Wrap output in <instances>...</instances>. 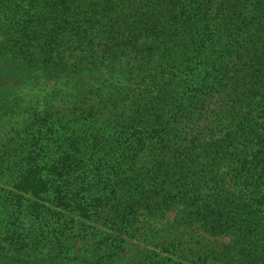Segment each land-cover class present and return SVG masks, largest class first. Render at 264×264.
Segmentation results:
<instances>
[{"label": "trees", "instance_id": "1", "mask_svg": "<svg viewBox=\"0 0 264 264\" xmlns=\"http://www.w3.org/2000/svg\"><path fill=\"white\" fill-rule=\"evenodd\" d=\"M20 1L0 120L23 72L48 68L69 92L29 110L14 169L0 137V264H117L139 209L232 235L211 264H264V0ZM98 216L119 226L111 240L70 243L86 238L69 219Z\"/></svg>", "mask_w": 264, "mask_h": 264}, {"label": "rangeland", "instance_id": "2", "mask_svg": "<svg viewBox=\"0 0 264 264\" xmlns=\"http://www.w3.org/2000/svg\"><path fill=\"white\" fill-rule=\"evenodd\" d=\"M20 2V0L0 1L1 40L12 41V38H14L12 36L17 34L16 30H21L23 18L27 17V13L22 12L23 5L19 6ZM14 5L19 6L21 17L14 14L17 8L10 11L9 8ZM45 27L47 28V26ZM34 70L36 71L32 73L23 72L22 77H28V81L22 86H18L14 92H5L3 97L7 102L5 103V109L1 111L4 116L3 120H0V137L8 139L7 141H13L14 147V150L9 152L10 157L9 155L5 157L6 161L3 165H9L11 169L15 168V161L19 158L18 154L20 152L16 150V147L20 142H24L27 136L26 133H20V131L22 122L26 121L31 114L29 110L37 109L39 111V103L53 98L59 99L60 96L55 95L56 93L65 94V92H69L67 84L58 80L50 69L42 67ZM0 107L2 106L0 105ZM11 187V178L0 176V193L3 194L5 190ZM3 206L4 199L1 197L0 219L1 216L8 214L7 211L2 210ZM137 214L139 223L134 225L133 229H128L125 236V239H128V245L123 243V246H127L128 249L121 252V255H123L117 260V264L134 262L135 257L141 254L151 256L153 260L165 257L166 263L170 262V264H173L174 261H177L178 264H211V252L223 247V244H230V238L232 237L230 234L213 236L211 230H205L198 227V225L189 226L186 223L174 221L175 214L173 212L155 216L146 210L139 209ZM176 216L178 217V215ZM111 218L112 216L104 218L98 216L95 221H87L86 223L77 222L76 217L73 220L69 219L72 222L68 225L67 231L75 232L76 235L80 234L86 238L80 237L76 242L72 241L70 243L80 247L83 245L85 249L86 241L89 245H92L96 240V246L103 247L104 245H101L100 240H108L110 234H114V231L119 227ZM175 233L180 241L162 245L164 237H171ZM100 235L101 237H98ZM152 235L157 238L154 239L155 237L153 238ZM89 237L93 239L91 240Z\"/></svg>", "mask_w": 264, "mask_h": 264}]
</instances>
